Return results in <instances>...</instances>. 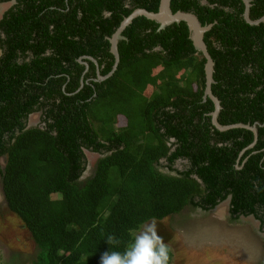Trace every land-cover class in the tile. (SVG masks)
Segmentation results:
<instances>
[{"label":"trees","instance_id":"16d2710c","mask_svg":"<svg viewBox=\"0 0 264 264\" xmlns=\"http://www.w3.org/2000/svg\"><path fill=\"white\" fill-rule=\"evenodd\" d=\"M13 1L0 19V188L37 248L30 264H100L153 218L226 201L232 221L251 216L264 229V21L247 23L242 0L170 8L212 24L203 40L217 121L256 135L212 124L205 58L184 21L160 29L135 17L116 69L98 80L112 70L109 38L122 20L157 12L160 0ZM250 1L249 18L264 16V0ZM86 151L97 154L89 170Z\"/></svg>","mask_w":264,"mask_h":264},{"label":"rangeland","instance_id":"374dc122","mask_svg":"<svg viewBox=\"0 0 264 264\" xmlns=\"http://www.w3.org/2000/svg\"><path fill=\"white\" fill-rule=\"evenodd\" d=\"M3 8L7 5H0V14ZM39 116L40 113L31 115L29 126L39 124ZM124 123L119 116L114 128ZM86 156L89 170L97 154L86 151ZM4 163L0 159L2 167ZM87 175L88 172L84 176ZM226 203L208 212L198 210L184 219L157 220L158 234L172 253L170 264H264V229L251 216L232 221ZM143 226L134 232V238ZM36 253L37 248L19 218L6 209L0 188V264H30Z\"/></svg>","mask_w":264,"mask_h":264},{"label":"water","instance_id":"95a60500","mask_svg":"<svg viewBox=\"0 0 264 264\" xmlns=\"http://www.w3.org/2000/svg\"><path fill=\"white\" fill-rule=\"evenodd\" d=\"M245 5L244 10V19L249 24H259L260 22L264 21V16L256 19L251 20L249 18V8L251 5L250 0H242ZM205 3V1H203ZM138 16H144L149 20H153L156 23L159 24V28H165L166 26L173 24V23H179L180 21H184L188 27L189 30V37L193 43V46L196 51L201 53V56L205 58V64H204V73H205V91L204 95L209 97L212 102L214 103V111L212 112V124L219 130H226L233 127H244L249 130H251L256 135V128L255 126H249L246 124H234V125H220L217 121V114L220 109V102L219 100L213 96L211 92V84L213 83V65L214 62L207 50V46L203 40L204 33L208 31L212 24H206L201 25L199 22L197 16H195L191 12H183V11H176L172 12L170 8V0H160L158 10L157 12H150L143 8H136L134 9L127 17H125L122 22L120 23L117 30L112 34V36L109 38L110 42V51L112 55L114 56V65L112 67V70L105 76H101L99 73H97L98 80H103L106 77L110 76L114 70L116 69V66L119 61V54L117 49V43L121 39H125L124 36H122V31L125 29L127 25L131 23V21ZM89 59H91L89 57Z\"/></svg>","mask_w":264,"mask_h":264},{"label":"clouds","instance_id":"9594fccd","mask_svg":"<svg viewBox=\"0 0 264 264\" xmlns=\"http://www.w3.org/2000/svg\"><path fill=\"white\" fill-rule=\"evenodd\" d=\"M108 242L118 243L112 236ZM169 248L157 231V220L143 226L134 242L123 252L106 251L100 264H168Z\"/></svg>","mask_w":264,"mask_h":264},{"label":"flooded vegetation","instance_id":"af4514ba","mask_svg":"<svg viewBox=\"0 0 264 264\" xmlns=\"http://www.w3.org/2000/svg\"><path fill=\"white\" fill-rule=\"evenodd\" d=\"M15 2L13 1V0H11L10 2L9 1H7V2H5V1H0V5H7V8H3L2 9V13L0 14V19H1V17H2V15H3V13L10 7V6H12L13 4H14ZM117 30V29H116ZM115 30V31H116ZM112 36V35H111ZM29 122H30V119H29ZM29 122H28V125H29ZM225 203V202H224ZM228 204V202L226 203V205ZM254 219V218H253ZM255 220V219H254ZM257 221V220H256ZM259 223V222H258Z\"/></svg>","mask_w":264,"mask_h":264}]
</instances>
